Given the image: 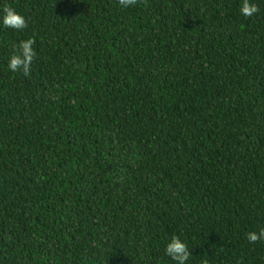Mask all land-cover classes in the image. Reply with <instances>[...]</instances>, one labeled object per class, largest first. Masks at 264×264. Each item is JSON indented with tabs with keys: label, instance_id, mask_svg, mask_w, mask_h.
Wrapping results in <instances>:
<instances>
[{
	"label": "trees",
	"instance_id": "1",
	"mask_svg": "<svg viewBox=\"0 0 264 264\" xmlns=\"http://www.w3.org/2000/svg\"><path fill=\"white\" fill-rule=\"evenodd\" d=\"M0 0V264H264V0ZM2 15V11H0ZM35 40L30 74L8 71Z\"/></svg>",
	"mask_w": 264,
	"mask_h": 264
},
{
	"label": "clouds",
	"instance_id": "2",
	"mask_svg": "<svg viewBox=\"0 0 264 264\" xmlns=\"http://www.w3.org/2000/svg\"><path fill=\"white\" fill-rule=\"evenodd\" d=\"M137 0H118L121 8H129L135 5ZM0 15V28L11 29L14 32H23L27 29L25 17L11 6H4ZM239 14L244 18H252L258 14L259 8L253 0H240ZM35 40L32 38L20 40L13 47V53L7 61V69L12 73H21L27 77L30 74L31 66L36 57ZM249 244H256L264 241V228L259 231H252L246 234ZM164 254L172 264H188L191 251L188 244L179 236H172L165 245Z\"/></svg>",
	"mask_w": 264,
	"mask_h": 264
}]
</instances>
